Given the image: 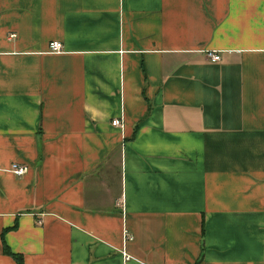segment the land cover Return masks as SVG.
Here are the masks:
<instances>
[{
    "label": "crops",
    "instance_id": "1",
    "mask_svg": "<svg viewBox=\"0 0 264 264\" xmlns=\"http://www.w3.org/2000/svg\"><path fill=\"white\" fill-rule=\"evenodd\" d=\"M3 244L264 264V0H0Z\"/></svg>",
    "mask_w": 264,
    "mask_h": 264
},
{
    "label": "built area",
    "instance_id": "2",
    "mask_svg": "<svg viewBox=\"0 0 264 264\" xmlns=\"http://www.w3.org/2000/svg\"><path fill=\"white\" fill-rule=\"evenodd\" d=\"M59 49H60V43L58 41H50L48 43V50L49 51L56 52V51H59ZM207 56L209 57L210 61H218L219 60V55L216 52H213V51L208 52ZM110 124L112 126H120V120L117 118H113V119H111ZM9 170L13 174L20 176L26 172V167L24 165L12 163L10 165Z\"/></svg>",
    "mask_w": 264,
    "mask_h": 264
},
{
    "label": "trees",
    "instance_id": "3",
    "mask_svg": "<svg viewBox=\"0 0 264 264\" xmlns=\"http://www.w3.org/2000/svg\"><path fill=\"white\" fill-rule=\"evenodd\" d=\"M2 252L6 255H9L14 260L15 264H22L21 255L11 252L4 244L2 246Z\"/></svg>",
    "mask_w": 264,
    "mask_h": 264
}]
</instances>
